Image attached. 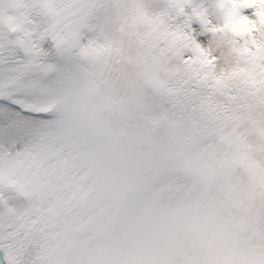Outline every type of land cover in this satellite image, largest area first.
I'll return each instance as SVG.
<instances>
[{
    "label": "snow or ice",
    "instance_id": "1",
    "mask_svg": "<svg viewBox=\"0 0 264 264\" xmlns=\"http://www.w3.org/2000/svg\"><path fill=\"white\" fill-rule=\"evenodd\" d=\"M165 2L137 44L118 0H0V264H264V49L217 78L207 9Z\"/></svg>",
    "mask_w": 264,
    "mask_h": 264
},
{
    "label": "clouds",
    "instance_id": "2",
    "mask_svg": "<svg viewBox=\"0 0 264 264\" xmlns=\"http://www.w3.org/2000/svg\"><path fill=\"white\" fill-rule=\"evenodd\" d=\"M217 3L222 4V8H217ZM136 0H118V3H109L110 9H115L119 13L117 28L122 34H127L129 31H134L132 39L140 43L139 38L148 30L147 23L135 24V17L137 14ZM52 8L58 13H63L74 8V0H51ZM165 0H161L158 5L150 7V14L145 13L147 20L154 19L159 12L167 8ZM213 8L216 13L225 10L239 11L233 15L227 22L213 23L209 18V32L219 33V36L210 38V43L203 49L204 59L215 70L217 78L224 77L233 68V61L230 55L231 43L236 41L240 44H247L250 51L255 50L253 43L264 49V0H214ZM207 9V8H206ZM183 11V9H181ZM208 13L209 10L207 9ZM116 13L114 12V15ZM34 16H38L40 20L51 23L53 17L49 16L42 8L37 7L33 12ZM175 18L170 20L164 26L169 30H173ZM135 24L134 30L129 26ZM11 39L15 38L13 34ZM163 46L161 42L157 47ZM166 57L169 54H165ZM197 57L194 55H185L184 63L191 66V63L196 61ZM191 62V63H190ZM168 63V60L165 61ZM186 86L197 89L198 92L203 90L201 80L193 77L192 80L185 81ZM195 104V101H193ZM24 264H30L32 257L30 255L24 256Z\"/></svg>",
    "mask_w": 264,
    "mask_h": 264
},
{
    "label": "rangeland",
    "instance_id": "3",
    "mask_svg": "<svg viewBox=\"0 0 264 264\" xmlns=\"http://www.w3.org/2000/svg\"><path fill=\"white\" fill-rule=\"evenodd\" d=\"M194 3L200 4L202 7L207 8L209 10V18L212 19L213 23H219L221 22V18L218 15V13L215 12L213 8L214 0H194ZM193 28L199 31V26L196 24H193ZM210 39V34L203 33L197 35L198 42H201L202 44H206L207 41ZM50 47V44H45V48ZM186 55V54H185ZM0 260H2V254H0Z\"/></svg>",
    "mask_w": 264,
    "mask_h": 264
},
{
    "label": "trees",
    "instance_id": "4",
    "mask_svg": "<svg viewBox=\"0 0 264 264\" xmlns=\"http://www.w3.org/2000/svg\"><path fill=\"white\" fill-rule=\"evenodd\" d=\"M186 55H190V53H185Z\"/></svg>",
    "mask_w": 264,
    "mask_h": 264
}]
</instances>
